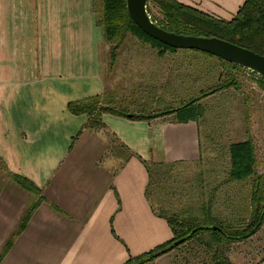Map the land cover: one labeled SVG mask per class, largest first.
<instances>
[{
	"label": "crops",
	"instance_id": "1",
	"mask_svg": "<svg viewBox=\"0 0 264 264\" xmlns=\"http://www.w3.org/2000/svg\"><path fill=\"white\" fill-rule=\"evenodd\" d=\"M92 1L0 0V264H125L173 237L137 155L198 160L199 124L103 113L94 128L68 111L105 90ZM177 1L230 19L244 0Z\"/></svg>",
	"mask_w": 264,
	"mask_h": 264
},
{
	"label": "rangeland",
	"instance_id": "2",
	"mask_svg": "<svg viewBox=\"0 0 264 264\" xmlns=\"http://www.w3.org/2000/svg\"><path fill=\"white\" fill-rule=\"evenodd\" d=\"M148 6V15L158 16L157 8L152 3ZM106 46L104 93L111 96L115 105L130 112H160L178 107L230 76L214 55L183 48L160 55L158 48L129 33L114 50L113 62L109 45ZM234 71L237 88L229 86L198 99L203 110L198 119L200 158L177 166L174 180L154 205L158 213L183 218L191 208L197 214L202 201L198 194L204 192L208 198L213 191V213L219 218H248L253 178L229 180L228 146L251 139L255 172L264 177V87L259 83L261 75L255 71L245 67ZM212 254L193 240L164 254L161 260L158 257L141 264H209ZM227 256L232 264H254L263 258L264 226L251 240L231 245Z\"/></svg>",
	"mask_w": 264,
	"mask_h": 264
},
{
	"label": "trees",
	"instance_id": "3",
	"mask_svg": "<svg viewBox=\"0 0 264 264\" xmlns=\"http://www.w3.org/2000/svg\"><path fill=\"white\" fill-rule=\"evenodd\" d=\"M149 3H152L158 10V16H150V19L167 31L194 36H215L264 56V0H244L230 19L215 18L177 0H147L146 12L148 14ZM92 6L95 22L102 28L104 41L109 45L111 62L115 58L114 50L123 42L128 33L158 48L160 55L166 50H175V48L141 31L129 16L126 0H93ZM217 58L230 76L216 83L210 90L201 92L199 97L189 99L173 109L149 113L130 112L115 105L111 96L105 93L69 101L67 109L74 114H85L87 125L94 128L104 126L101 120L103 113L131 120H150L160 115L175 113L177 122L184 123L192 120L198 123V119L203 114V110L197 103L200 97H205L229 86L238 87L234 69L242 68V66ZM259 83L264 87L262 76H260ZM228 152L229 180L241 182L253 178L248 218L244 221H240V219L228 221L214 214L213 191L208 198L205 197L204 192L198 194L202 201L197 208V214H194V210L191 208L187 210L188 215L183 218L168 217L163 213H158L154 205L156 202H160L162 192L168 183L174 180L175 169L182 162H152L137 155L148 173L145 197L150 203L152 211L167 221L173 237L148 253L130 258L125 264H141L144 261H152L193 240L213 252L209 264H232L227 256L230 246L250 239L264 226V177L255 172L256 156L251 139L229 144ZM15 178L26 189L36 190L28 180L17 177V175ZM209 227L217 229L211 230Z\"/></svg>",
	"mask_w": 264,
	"mask_h": 264
},
{
	"label": "water",
	"instance_id": "4",
	"mask_svg": "<svg viewBox=\"0 0 264 264\" xmlns=\"http://www.w3.org/2000/svg\"><path fill=\"white\" fill-rule=\"evenodd\" d=\"M146 3L147 0H126L130 18L148 36L175 49H195L210 53L227 62L252 69L264 80L263 55L215 36H194L167 31L150 19L146 12ZM209 228L217 229L216 227Z\"/></svg>",
	"mask_w": 264,
	"mask_h": 264
},
{
	"label": "built area",
	"instance_id": "5",
	"mask_svg": "<svg viewBox=\"0 0 264 264\" xmlns=\"http://www.w3.org/2000/svg\"><path fill=\"white\" fill-rule=\"evenodd\" d=\"M249 69V68H248ZM250 70H252V69H250ZM254 71V70H253ZM256 72V71H255ZM257 73V72H256ZM259 74V73H258Z\"/></svg>",
	"mask_w": 264,
	"mask_h": 264
}]
</instances>
